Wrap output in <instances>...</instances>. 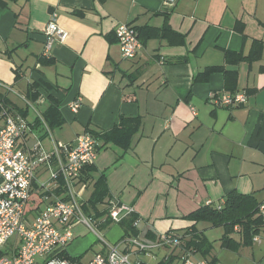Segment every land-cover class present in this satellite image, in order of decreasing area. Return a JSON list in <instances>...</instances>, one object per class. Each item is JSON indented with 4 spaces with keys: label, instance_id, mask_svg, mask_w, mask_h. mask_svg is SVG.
Wrapping results in <instances>:
<instances>
[{
    "label": "crops",
    "instance_id": "0c3cea01",
    "mask_svg": "<svg viewBox=\"0 0 264 264\" xmlns=\"http://www.w3.org/2000/svg\"><path fill=\"white\" fill-rule=\"evenodd\" d=\"M3 1L0 128L6 114L23 116L17 106L28 110L19 148L28 152L39 145L37 154H51L54 141L72 143L86 128L105 131L122 115L142 116L131 147H103L93 173L97 178L104 172L110 197L132 206L138 215L139 233L124 232L116 241L132 260L158 264L174 257L170 264H181L186 250L182 245L138 251L129 239L154 242L169 231L182 238L195 223L186 215L208 201L221 203L232 190L254 193L264 201V0H177L173 5L166 0ZM53 12L68 36L46 57L52 63H42L45 29ZM121 22L133 24L140 33L142 47L135 58L122 57L115 33ZM256 40L263 46L260 55L251 58ZM238 54L248 57L239 59ZM206 71L209 75L199 78ZM225 72H236V80L231 78L234 92L225 89ZM32 81L50 86L40 88L36 104L41 110L26 97ZM223 92H245L247 99L232 107L216 106L211 95ZM48 95L59 101L65 120L60 138L44 136V125H35L37 111L43 113L49 105ZM76 101L78 111L72 108ZM47 138L49 147L44 144ZM53 163L52 159L37 166L31 199L34 193L39 202L66 197L65 187H55L51 180ZM77 182L83 205L94 180ZM39 202L32 215L42 208ZM106 208V203L98 205V211ZM90 211L84 213L94 229L101 227L107 215L94 218L95 210ZM113 224L119 222L107 227ZM80 225L84 224L73 228L74 238ZM210 225L199 222L196 227L205 230ZM91 242L82 238L66 250L71 255L79 244V253ZM257 244L254 250L259 249L263 259L264 240ZM91 250L89 260L99 251Z\"/></svg>",
    "mask_w": 264,
    "mask_h": 264
},
{
    "label": "built area",
    "instance_id": "2783aa9c",
    "mask_svg": "<svg viewBox=\"0 0 264 264\" xmlns=\"http://www.w3.org/2000/svg\"><path fill=\"white\" fill-rule=\"evenodd\" d=\"M177 0H166L173 5ZM57 13L53 12L45 29V56H49L57 42H63L68 32L57 23ZM115 33L122 57L135 58L142 42L136 26L131 23L117 24ZM216 106H236L247 99L245 92H223L211 95ZM80 104L73 102L72 108L78 111ZM196 114V109L192 107ZM27 120L20 114H6L0 128V264H139L121 249L122 243H111L100 236L103 247L93 257L84 262L80 259L62 257L58 252L66 250L74 238L73 228L84 224L95 231L90 218L84 213L80 201L81 191H76L75 183L86 164L94 163L98 156L97 140L89 132L81 133L74 142L54 141L51 154L39 153L37 145L33 151H24L18 146V138L23 134ZM55 158V159H54ZM51 180L57 187L62 178L67 191L66 197L56 196L45 207L27 215L32 197V185L36 178L37 166L51 162ZM55 166V167H54ZM47 188L46 185L42 186ZM85 184L82 185V189ZM211 203V201H208ZM109 215L119 222L133 212V207L115 197L108 201ZM218 208L221 205L218 204ZM259 215L264 221V201L259 207ZM260 235L254 241L260 240ZM129 242L138 251H149L160 246H180L181 239L174 232L160 234L154 242L130 238ZM181 264H214L206 258H197L188 250L181 256Z\"/></svg>",
    "mask_w": 264,
    "mask_h": 264
},
{
    "label": "trees",
    "instance_id": "16d2710c",
    "mask_svg": "<svg viewBox=\"0 0 264 264\" xmlns=\"http://www.w3.org/2000/svg\"><path fill=\"white\" fill-rule=\"evenodd\" d=\"M0 4L2 6H6V2H4L3 0H0ZM255 43L257 46L251 58L259 56L260 50L263 46L261 40H256ZM238 56L239 59H245L248 57L241 54H238ZM46 57H50V55L41 58L42 63H52L53 60ZM213 69H222V67H215ZM209 73V71H206L199 78H206ZM225 73L227 78L225 89L234 92L235 84L232 83V81L234 79L236 80V72ZM232 77L234 79H231ZM41 87L50 89V86L47 83L41 81H32L29 84L26 96L29 101L36 102L41 97ZM215 94L218 95L219 93ZM47 99L49 101L48 107L45 109V111H43V113L37 111L38 117L35 119V125L37 127L44 125V127L46 128L44 136L50 135L54 129L60 128L65 122L60 111L59 101L51 95H48ZM4 101L7 102L6 100ZM2 106L3 103L0 100V108H2ZM17 109L18 111L23 112V117L25 118L28 110H23L21 108L19 110L18 106ZM142 121V116L140 115H122L120 117L119 123L114 125L109 130L95 131L91 128H86L85 132H89L97 140L98 152L103 147L109 144H113L121 147L124 150H127L131 147L133 136L139 131L142 125ZM96 171L97 170L95 167V162L86 164L80 172L79 180L77 183H80L82 181L88 182L90 180H94L93 192L90 198L82 205V207L87 215L91 214L90 208L94 209V218H100L107 215L106 219L102 222V227H107L114 222L109 215L108 201L111 197L109 193L107 175L102 172L97 178H95L93 173ZM58 183L60 189L64 188L62 178L58 179ZM59 191L60 190H57V192ZM47 192H50V190H48ZM32 199L35 200L34 198ZM261 202L262 201L259 200V198L254 193L244 194L236 190H232L225 195L224 201L219 203L221 205V208H218V204H214L212 202L208 204L206 203L205 205L199 207L198 209L185 216L187 219L192 220L195 223L191 226V229L187 230L185 234L182 235V238L179 236L181 239L180 245H182L186 250L191 251L192 253H199L203 257H206L211 252L213 243L206 237L204 230H200L196 227V224L199 222H207L214 227H224L225 231L222 237L223 244L229 248L251 245L254 242V237L264 231V221L259 215V207ZM103 203H106L107 208L103 209L102 211H98V205ZM32 209L33 208H31L30 211ZM137 219L138 215L135 211H133L125 215L119 221V224L124 227L125 236L137 235L139 233V230L136 226ZM234 233H237L240 238L237 239L235 236H233ZM58 253L62 257H69L67 250L63 249ZM173 260L174 257H171L169 260H162L158 264H170ZM211 261L216 264V260Z\"/></svg>",
    "mask_w": 264,
    "mask_h": 264
},
{
    "label": "rangeland",
    "instance_id": "374dc122",
    "mask_svg": "<svg viewBox=\"0 0 264 264\" xmlns=\"http://www.w3.org/2000/svg\"><path fill=\"white\" fill-rule=\"evenodd\" d=\"M19 91V89L17 88ZM18 100V99H17ZM19 102L21 101L20 99L18 100ZM34 104V107H36L38 110H41V106L36 104V102H32ZM63 131H61V128H56L52 131V135L55 138H60L61 135H63ZM50 134V138H51ZM50 138H47L45 140V145L50 146L51 140ZM49 174V173H48ZM51 176V174H50ZM50 178V177H49ZM88 195V194H87ZM86 195V196H87ZM37 194L34 193L33 198L36 199ZM50 200H44L42 202L36 201L31 199L29 202V206L27 209V215H31L32 213L30 211L31 208L36 207L37 203H41L40 207H45L47 203ZM110 231V234L108 235L107 232ZM224 227H214L211 226L206 228L204 230V233L206 237L212 241L213 247L211 252L203 258L209 259V260H216V264H264V258H261V255L259 254L260 251L259 249H255L256 246L258 245L257 243L260 241L264 240V231L260 233L261 239L257 242L248 245V246H240L237 248H229L223 244V234H224ZM125 232L124 227L121 224H113V226L110 227H99L95 226V231H92L90 228L84 225H80L75 229V238L69 243L68 248L70 247V250L72 249V244L79 239L86 238L88 241H92L90 245H88L82 252H76V250L79 249V244L76 248V250L73 248L72 252H75L77 254H73L70 250L71 255L69 254V257L71 258H79L82 257L84 262H87L89 260V257L91 255L92 250L91 249H101L103 243L101 242L100 236L106 239L107 241L111 243H116L117 239L121 237ZM118 235V236H117ZM117 236V237H116ZM233 236L237 237L238 234L234 233ZM113 237V238H112ZM116 237V238H115ZM85 242V241H84ZM77 243H74V245ZM73 245V246H74ZM82 249V247L80 248ZM255 251V252H254Z\"/></svg>",
    "mask_w": 264,
    "mask_h": 264
}]
</instances>
